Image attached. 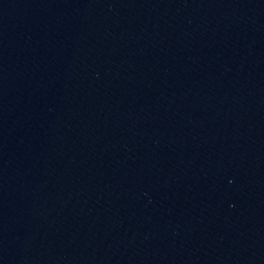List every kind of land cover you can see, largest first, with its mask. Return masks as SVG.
<instances>
[{
    "label": "water",
    "instance_id": "95a60500",
    "mask_svg": "<svg viewBox=\"0 0 264 264\" xmlns=\"http://www.w3.org/2000/svg\"><path fill=\"white\" fill-rule=\"evenodd\" d=\"M264 198V0H0V264H194Z\"/></svg>",
    "mask_w": 264,
    "mask_h": 264
}]
</instances>
